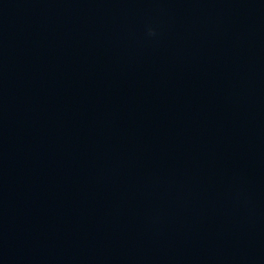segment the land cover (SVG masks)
I'll return each instance as SVG.
<instances>
[{"label":"clouds","instance_id":"9594fccd","mask_svg":"<svg viewBox=\"0 0 264 264\" xmlns=\"http://www.w3.org/2000/svg\"><path fill=\"white\" fill-rule=\"evenodd\" d=\"M148 34H149V35H155V32H154L153 29L149 28V29H148Z\"/></svg>","mask_w":264,"mask_h":264}]
</instances>
